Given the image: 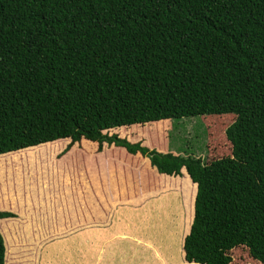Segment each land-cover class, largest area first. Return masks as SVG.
Returning a JSON list of instances; mask_svg holds the SVG:
<instances>
[{"label":"trees","instance_id":"1","mask_svg":"<svg viewBox=\"0 0 264 264\" xmlns=\"http://www.w3.org/2000/svg\"><path fill=\"white\" fill-rule=\"evenodd\" d=\"M198 115L201 125L190 118ZM204 115L236 117L225 132L231 155L207 162L195 158V147V157H185L109 133L169 134L174 118L189 117L182 136L192 131L197 140L204 137L202 119L210 118ZM60 138L133 161L138 185L131 189V177L123 180L121 172H101L132 193L120 202L102 176L92 174L87 183L85 172L78 176L60 162L55 187L63 192L57 197L49 200L41 190L26 207L21 196L12 208L0 203L8 210H0V264H6V249L14 251L10 245L24 243L25 232L77 225L79 203L91 221L120 230L119 239L104 243L112 245L118 264H264V0H0V167L29 174L34 183L41 176L27 161ZM145 157L171 178L184 174L177 235L169 231L170 213L164 223L159 213L172 202L143 185L148 170L157 183L168 177ZM62 178L73 179L75 189H65ZM9 179L22 186V176ZM87 198L101 207L91 208ZM117 204L115 215L105 217ZM9 210L27 219H5L15 214ZM55 238L42 247L52 264L76 262L64 245L84 242L83 231ZM103 242L92 260L101 263L102 252L110 264ZM23 251L20 246L19 257Z\"/></svg>","mask_w":264,"mask_h":264},{"label":"rangeland","instance_id":"2","mask_svg":"<svg viewBox=\"0 0 264 264\" xmlns=\"http://www.w3.org/2000/svg\"><path fill=\"white\" fill-rule=\"evenodd\" d=\"M212 116L216 115V114H211ZM202 115H198V116H190L191 117H195L194 119H198V124H200V118ZM206 117H210V115H204ZM189 117H184V118H174V120H176V125H173V128H171L169 134H165L163 133L164 131H162L159 135V133L155 132V130H153V132L146 130L145 134L141 133L140 135L134 133V135H132L131 133H128V129L127 128H122V132L115 130V129H110L109 133H117L119 134V136L122 137H128L129 140L131 141H137L139 139H143L142 144L146 145L149 148L152 149H156L157 151H162V152H173L175 154H180L183 155L185 157L187 156H192L195 157V153H192V148L195 147L196 150V155H198L195 158H207V162H210L212 159H216L218 157H223V156H228L231 155V144L229 143V141L227 139H225V132L227 127L229 126V123L234 119L235 120V116L232 117L231 120L229 121H225L222 117H210L207 120L206 119H202L203 121V125H202V132L204 133V137H199L198 135H195L198 138L197 140H192L191 136H192V131H188V136L187 137H183L182 135H184V129L181 130L180 126L183 124V122H185ZM187 122V121H186ZM189 123V122H188ZM209 124V125H208ZM201 125V124H200ZM210 125H213L210 126ZM191 126V123H190ZM209 126V128H208ZM123 127V126H122ZM174 127H179V129L177 131L174 130ZM200 129L198 128L197 130L195 129L194 131H199ZM138 132V131H137ZM122 133L124 135H122ZM165 134V135H162ZM143 135V136H141ZM140 136V137H139ZM144 141L147 142L144 144ZM54 142V141H53ZM70 144V139H63L62 141L58 140L55 143H51L48 144V151L47 153L45 151H43L41 153L40 149H38V155L37 157H34L32 159H29L27 161V164L30 166L31 170H38L40 173L41 178L40 179H35V182L33 183L31 180V177L24 175L23 173H15L14 170L12 169H8L7 166H3L0 167V172H2V174L0 175V203L5 201V203H3V208L9 206L10 208H12L13 205H15V203L17 204V199L19 196L22 197L23 200V206L26 207L27 204V200H30L29 202H36V200L38 199V193L42 192V191H54L53 189L59 186L55 187V182L57 181L59 183V173L58 168H59V163L60 162H64L65 165L69 166V171L72 173H76L78 176L80 175V172H85L83 173L84 176H86L83 180H85L86 178L91 182L93 179L91 178V175H96L97 177L102 176L104 178V181L108 184L111 185L112 187V191L111 195L114 198L115 195H117L115 193V191L113 192V189H116L118 191V196L117 198H119V201H124L126 198H128L130 196L129 192L123 191L122 187H121V182L119 181V178H114L116 180L113 179V176H110V174L108 175H102L101 172L105 171L106 169H108L113 175H116L118 172L122 173V179L123 180H127L128 177H131L130 180V188L134 189L135 185H138L136 180H135V174L138 173V170L133 168V166L130 164L133 161H126L123 160L121 163L120 161H118L112 154L111 151L109 149H106L104 152L102 153H98V152H91L88 151L87 149H85L84 147H81V145H79L78 143H75L76 145L73 146H69ZM108 145V144H106ZM98 146L95 145L94 148L96 149ZM210 154L212 156V158L209 160ZM82 156L84 158H82ZM137 156V155H136ZM150 163V162H149ZM128 164V165H126ZM130 165V166H129ZM24 165H20V168H24ZM96 166V167H95ZM29 167L26 168V171L28 169H30ZM98 168V169H97ZM146 168V167H145ZM146 173V177H144V186L147 188V190L150 191H155L160 193L163 196H167V198H169V201H171L172 203L169 204L170 208L168 210V212L163 211V212H159L160 213V218L161 221L164 223L165 220H167L168 218L166 217V215L170 216L173 218L172 221H170V226L169 227V231L173 234V235H177V231L179 226L181 225L182 221L181 219V212H182V206H183V202H184V195H183V189H182V184L181 182H183V178H184V174L182 176L178 175L173 176L172 178L169 177L167 175V179L162 178L161 183H157L154 179V177H152V175L149 173L148 171H145ZM11 174H16L17 176H22V186L20 185H13L12 183H10V179H9V175ZM92 175V176H93ZM64 179V178H62ZM108 179H112L111 180V184H109V180ZM135 181H133V180ZM36 180H38L39 182H36ZM68 181V186H65L66 188H72L75 189V184H74V180L73 179H64ZM191 181V180H190ZM88 182V181H87ZM127 183V181L125 182V184ZM136 183V184H135ZM39 185V188H38ZM17 187L19 189L22 190L19 191L17 189ZM151 187V188H150ZM61 188V187H60ZM62 189V188H61ZM42 190V191H41ZM43 193V192H42ZM195 195V194H194ZM122 196V197H121ZM153 197V196H152ZM151 196L148 197V200L152 201L153 198ZM178 197H181L182 200H180ZM161 197H157L155 202L157 200H159ZM192 196L190 197V201H191ZM193 205V200L192 203ZM14 207V206H13ZM16 208V207H15ZM120 208V205L117 204L113 210L111 211L110 209L107 210V215L105 217H113L114 213H116L117 209ZM1 211H8V210H3L2 208H0ZM14 214L13 217H9V218H5V219H11L13 221H20L22 218L21 214H19L16 210H9ZM190 211H193V207L190 206ZM4 219V220H5ZM193 220V218H192ZM99 223L103 226L105 225L107 222H100ZM163 223H161V226L163 225ZM102 228V227H101ZM103 229V228H102ZM101 229V230H102ZM190 229V227H189ZM0 230H1V234L5 235V231L1 229V224H0ZM97 232L99 231H95L93 232L94 234H97ZM100 234V233H99ZM97 235L99 240H103L104 241V237L102 238L101 235ZM23 237L22 239L24 240V243L21 245L18 244H14V245H10L11 248H15L14 251L12 252L11 250H7L6 249V264H40L43 261H46V263L44 264H52V258L50 255L46 254L47 253L45 251V248L43 249L42 247L44 246V242L47 243L48 240L54 238L53 235H49L45 239H43L42 237H40L38 234L34 235V234H29L28 232L25 234H22ZM21 235V236H22ZM34 235V236H31ZM21 236H18V239L16 240L17 243H20V239ZM4 237V236H3ZM11 237V236H10ZM34 239L33 241L30 242V239ZM120 237H117V239H119ZM36 240L41 241V245L39 247H36ZM5 241V239H4ZM14 240V242H16ZM100 242V241H98ZM97 243L91 242L86 244V242H80V241H72V244H67L64 245L65 247V251L66 253H69L71 255L76 254V257L70 256L68 255L71 259L74 260L76 262H58L55 264H76L78 262V259H81V264H86V261L88 260L86 257L87 255H89V259L92 258V256L95 254V246ZM9 245V243H8ZM88 245V246H87ZM23 247L24 248V256L19 257L20 255L17 254V250H19V248ZM6 247V245H5ZM182 248V246H181ZM106 250L113 252L112 248H108L106 245ZM169 250V248H168ZM241 251V250H240ZM86 252V254H85ZM22 253V254H23ZM78 253V254H77ZM241 253V252H240ZM103 254V253H101ZM242 254V253H241ZM115 259H117L118 257L116 256V253H112L111 254ZM171 255L169 254V257ZM55 257L57 258V255H55ZM100 258H103V256L101 255ZM239 258V257H237ZM30 259H33V263L30 261ZM102 260L101 259V263H97L95 261H93L92 263L91 260L87 261L89 263L87 264H102ZM248 262H244L242 264H247ZM252 263V262H249ZM253 264V263H252Z\"/></svg>","mask_w":264,"mask_h":264},{"label":"crops","instance_id":"3","mask_svg":"<svg viewBox=\"0 0 264 264\" xmlns=\"http://www.w3.org/2000/svg\"><path fill=\"white\" fill-rule=\"evenodd\" d=\"M58 140H60V139H58ZM73 145H76V144H73ZM73 145H69L70 147L71 146H73ZM82 158H84L83 156H82ZM117 159V158H116ZM118 161H120L121 163H123L122 162V160L121 159H117ZM126 165H128V164H126ZM130 166V165H129ZM187 174V173H186ZM189 176V175H188ZM86 180L88 181L87 183H90V181L86 178ZM70 189H72V188H70ZM54 191H47V192H45V191H43L44 192V194H45V196L49 199V200H52V199H54L55 197H57L61 192H63V189H60V188H57V189H53ZM87 201H88V205L91 207V208H93V207H95L96 205H98L99 207H101V205H102V202L101 201H95V202H92L91 201V199H89V198H87ZM113 210V208L111 209V211ZM75 215H76V219L75 220H77V222H78V224L77 225H75L73 222H69V223H67L65 226H63L62 228H60L59 230H57L54 226H53V224L51 223V226L50 227H48L47 229L44 227L43 228V231H41V232H39L38 233V235L40 236V237H42V238H44V236H49V235H53L54 236V238H52L51 240H56L57 241V239L55 238V237H59V236H61V235H70V236H73V235H75V234H79L81 231H83V233H84V235H85V242H89L90 243V241L91 242H98V241H100V243L98 244H96V246H95V250H97L98 248H100L101 247V244H102V242H103V240L101 241V240H99L98 239V237H97V235L99 234V235H101L102 236V238L104 237V242H103V245H104V243H106L107 242V240H109V239H111V238H117V237H119L116 233H120V230H118L117 228H115V225L114 224H112L111 226L108 224V223H106L105 225H101L100 223H99V221H96V222H94V221H91L90 219H88L85 215H84V213H83V211H82V204L81 203H79V207H77L76 208V212H75ZM114 215H115V213H114ZM4 219V218H3ZM22 219H27V218H22ZM46 223L47 224H49L50 223V220H48V221H46ZM103 229H102V228ZM102 229V230H101ZM99 231V232H97V234H94L93 232H95V231ZM104 231V232H103ZM26 233V232H25ZM24 233V234H25ZM35 235V234H34ZM34 235H32V236H34ZM45 241H46V238H45ZM74 242V241H73ZM182 245H183V243H182ZM104 247L106 248V246L104 245ZM108 248H112V245H108L107 246ZM101 252V251H100ZM107 252H109L110 253V251H107ZM102 253V252H101ZM112 253H114V251L113 252H111L110 253V257H109V263L110 264H118L117 262V259H115L111 254ZM182 253H183V255H184V257H185V253H184V250H183V247H182ZM95 254H96V251H95ZM94 254V255H95ZM103 256V258H100V256ZM100 256H99V258H100V261H101V259H103L102 260V264H107V262H106V260H105V258H106V254L104 255V254H101ZM91 260V262L90 263H92L93 262V260H92V258L91 259H88L87 261H90ZM86 261V264L87 263H89V262H87Z\"/></svg>","mask_w":264,"mask_h":264},{"label":"clouds","instance_id":"4","mask_svg":"<svg viewBox=\"0 0 264 264\" xmlns=\"http://www.w3.org/2000/svg\"><path fill=\"white\" fill-rule=\"evenodd\" d=\"M68 138V137H67ZM60 139H63V138H60ZM56 140H58V139H56ZM53 141H55V140H53ZM48 142H51V141H48ZM44 143H47V142H44ZM44 143H40V144H44ZM40 144H37V145H40ZM70 144L71 145H73L72 143H71V138H70ZM69 144V145H70ZM75 144V143H74ZM34 146V145H33ZM30 147V146H29ZM152 149V148H151ZM146 159H148L149 160V164H150V167H152V168H156V170H157V172L159 173V174H165V173H160L159 171H158V169H157V167L156 166H153L152 164H151V161H150V158L149 157H145ZM165 175H168V174H165ZM188 175V174H187ZM172 176H178V175H172ZM180 176H182V175H180ZM184 176V175H183ZM189 178H190V176H188ZM190 180H191V178H190ZM192 181V180H191ZM193 182V181H192ZM196 190H197V185H196ZM193 221V220H192ZM191 224H192V222H191ZM190 228H191V225H190ZM189 231H190V229H189ZM189 231H188V233H189ZM187 233V234H188ZM186 234V235H187ZM185 235V236H186ZM185 238V237H184ZM183 243H184V240H183ZM182 247H183V250H184V246L182 245ZM184 253H185V250H184ZM186 259V258H185ZM202 264V263H201Z\"/></svg>","mask_w":264,"mask_h":264}]
</instances>
